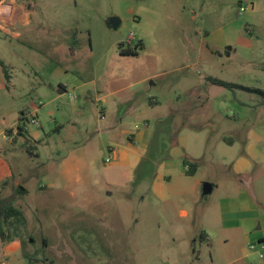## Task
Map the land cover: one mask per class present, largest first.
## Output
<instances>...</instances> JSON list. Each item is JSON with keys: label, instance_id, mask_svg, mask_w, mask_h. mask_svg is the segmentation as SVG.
I'll return each mask as SVG.
<instances>
[{"label": "rangeland", "instance_id": "374dc122", "mask_svg": "<svg viewBox=\"0 0 264 264\" xmlns=\"http://www.w3.org/2000/svg\"><path fill=\"white\" fill-rule=\"evenodd\" d=\"M0 60L4 262L264 264L263 99L207 80L264 90V0H3Z\"/></svg>", "mask_w": 264, "mask_h": 264}, {"label": "trees", "instance_id": "16d2710c", "mask_svg": "<svg viewBox=\"0 0 264 264\" xmlns=\"http://www.w3.org/2000/svg\"><path fill=\"white\" fill-rule=\"evenodd\" d=\"M2 1L3 0H0V3ZM142 47H143L142 42L136 45L130 44V46H128V49H126V47L121 48L120 55L123 57H138L139 49H142ZM0 66L3 69L5 78L9 82L11 80V76H10L8 67L1 60H0ZM207 80L209 83H211L214 86L225 88L230 91L241 90L249 94L259 95L262 97L263 99L262 102L264 103V90L256 89V88H249V87H245V86L230 83V82H225L223 80L213 78V77H210ZM22 119H26V121H28V119L25 118V116ZM7 132L8 134L12 133L11 130ZM24 133H27L26 124H23L22 126H18V134L20 136H24ZM184 166L188 167V170L186 171L187 175H195L198 170L197 163L191 162L189 160H184ZM0 192H1V186H0ZM23 219H24V215H23L22 210H20L19 208H17L15 205L11 203H8L7 200L3 199L0 195V236L2 237V239H5V240L7 239V233L9 231V228L14 226L13 220H17L19 222L20 220H23ZM201 239L202 241H209V242L211 241L209 236L206 233H202ZM29 259L32 261V258H29Z\"/></svg>", "mask_w": 264, "mask_h": 264}, {"label": "crops", "instance_id": "0c3cea01", "mask_svg": "<svg viewBox=\"0 0 264 264\" xmlns=\"http://www.w3.org/2000/svg\"><path fill=\"white\" fill-rule=\"evenodd\" d=\"M252 6V8H253V11L255 10V8H256V6H255V4H252L251 5ZM229 51L231 52L232 51V48H230L229 49ZM73 54V53H72ZM2 61V60H1ZM1 67V66H0ZM2 68V67H1ZM2 77H3V69L1 70V72H0V80L2 79ZM86 87V85H81L80 86V88H85ZM86 90H88V88L86 89ZM114 96V95H113ZM155 102L154 101H151V104H154ZM101 114L103 115L104 114V112H103V110L101 111ZM24 116H25V118H27L28 119V116L27 115H24V114H21V118L20 117H18V122H17V124L14 126V127H11V128H15V131H14V133H16V135L18 134V126H22V124L23 123H21V120H22V118H24ZM7 131H10V129L8 128L7 130H5V132L6 133H8ZM12 131V130H11ZM12 134V133H11ZM114 152V151H113ZM115 153V152H114ZM116 154V153H115ZM202 233H206V232H202ZM207 234V233H206ZM208 235V234H207ZM209 236V235H208Z\"/></svg>", "mask_w": 264, "mask_h": 264}, {"label": "water", "instance_id": "95a60500", "mask_svg": "<svg viewBox=\"0 0 264 264\" xmlns=\"http://www.w3.org/2000/svg\"><path fill=\"white\" fill-rule=\"evenodd\" d=\"M120 24H121V22L117 18H112V19H109L107 21V26L110 27L111 29H115V30L118 29V27H119ZM228 55H230V54H228ZM211 192H212V186L209 185V184H206L204 186V194L207 195V194H209Z\"/></svg>", "mask_w": 264, "mask_h": 264}, {"label": "built area", "instance_id": "2783aa9c", "mask_svg": "<svg viewBox=\"0 0 264 264\" xmlns=\"http://www.w3.org/2000/svg\"><path fill=\"white\" fill-rule=\"evenodd\" d=\"M244 11H245L244 8H241V12H244ZM33 123H34V124H37V121H36V120H33ZM114 154H115V153H114ZM111 160H112V159H108V160H107V163H111ZM260 258L263 259L264 256L261 255ZM0 264H7L6 262L3 261V255H1V254H0Z\"/></svg>", "mask_w": 264, "mask_h": 264}]
</instances>
